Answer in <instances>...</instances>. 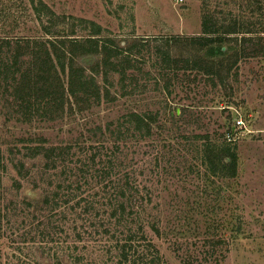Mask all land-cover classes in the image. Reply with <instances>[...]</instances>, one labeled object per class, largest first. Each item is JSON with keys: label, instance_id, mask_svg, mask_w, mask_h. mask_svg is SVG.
<instances>
[{"label": "rangeland", "instance_id": "obj_1", "mask_svg": "<svg viewBox=\"0 0 264 264\" xmlns=\"http://www.w3.org/2000/svg\"><path fill=\"white\" fill-rule=\"evenodd\" d=\"M216 36L233 49L211 63L190 38ZM96 39L119 54L88 52ZM4 40L0 65L15 59V70L0 74V264L102 260L88 243L105 215L102 157L113 145L105 124L131 127L122 121L128 111L155 122L148 137L127 131L110 179L126 173L137 184L162 264H264V0H0ZM60 40L93 75L99 98L44 114L50 94L28 90L24 77L37 78L28 70L35 64L42 78L58 71L50 43L58 52ZM38 43L51 62H34ZM59 76L66 84V72ZM224 143L235 152L232 177L218 159Z\"/></svg>", "mask_w": 264, "mask_h": 264}, {"label": "trees", "instance_id": "obj_2", "mask_svg": "<svg viewBox=\"0 0 264 264\" xmlns=\"http://www.w3.org/2000/svg\"><path fill=\"white\" fill-rule=\"evenodd\" d=\"M33 7H36V5H33ZM201 31L214 32L217 30L208 29L205 25ZM222 31L236 32V30ZM194 39L196 40L195 44H197L195 50L201 51V57L211 63H213L212 58L214 56L219 57V59L224 58L225 55L233 49H230V44H223V37L220 36L203 40L198 37L190 38V40ZM225 40L229 42L231 38L226 37ZM91 41L92 44L94 43V47L86 49L88 52H98L101 50L105 53V51L110 48L108 49L110 50V57L117 56L119 54L117 52L119 50L116 47H107L105 44L106 42H102V44L97 45V39ZM59 42L61 43L57 48L58 52L55 51L56 45L53 42L50 43L52 45L51 50H53V53L57 58L59 66L58 71L56 69L55 71H52L49 68H46L43 71L44 77L42 78L34 70L35 67L37 68L38 66L35 64L28 70H33L37 78L31 79L32 75L30 73H28L29 76H25V73H22V76H25L24 78H26L27 82L25 84L28 86L26 87L28 90H30V88H38L42 89L46 94H50V98H45L43 101V104L45 105L43 108L44 114H46L48 110H50V113L54 110L57 115L61 114L64 112V104L67 103L70 106L71 99L75 104H78L79 102L87 103L89 96H93L94 100L99 98L98 86L93 75L86 74L82 65L75 63L72 51L65 48V40H60ZM38 44L39 45L34 44L35 49H31L35 58L34 62H36V60L37 63H44L48 60L51 62L52 58L50 57V53L48 51L49 48H47L44 43ZM215 45L218 47V51L213 53L210 50L215 48ZM2 46L8 47V40H4L0 44L1 48ZM40 46H42V48ZM131 46L132 45H130L129 48ZM222 46L225 47V50L221 49ZM41 51L44 56L40 59ZM86 55L92 54L88 53ZM163 58L165 62H169L168 59L171 58V56L168 51L164 52ZM122 59L126 61L129 60L127 54L123 55ZM220 61H222V59H220ZM4 62L7 63V61H2V64L0 65V74L5 75L8 68H13L11 72L14 73L15 59H13L11 64L8 63L5 65ZM113 65H115V63H112V67L109 69L113 68L115 70ZM59 71L62 73L66 72V84H64L60 78ZM50 72L52 74H50ZM105 72L106 71H104V73ZM120 73L125 75V69L122 68ZM39 80L41 85L38 84L34 87V84H36ZM52 81L55 86H53V89L49 91L48 85L50 86ZM108 95L109 92L107 89H104V96L107 97ZM18 97L24 101L22 96L18 95ZM50 106H53V108L51 109ZM125 116L126 117H122V121L127 122L131 125V127L120 129L115 125L111 127V122H107L105 124L106 131H108L110 135H113V145L105 147L103 153V156L105 157H102V190L106 193L102 194V211H105V215L102 216V230L100 231L102 233L101 236L99 238H94L93 242L90 241V243H88L91 251L100 255L102 260L97 259V262L95 258H92L84 261V264H162L159 249L149 240L150 238L147 237L146 230L143 227V224L148 221L141 220L142 217L140 212L144 211L145 207H143V196L137 188V184L134 180L130 179L129 176H126V173H124V177L121 176L117 178L116 181L110 179V176L113 175L112 172L115 162H120V157L122 155L121 149H123L125 142H127L126 140L129 138L127 131L131 132L130 136L133 140H137L140 137H148L151 135L153 122H155L154 118L145 117L136 111H128ZM119 125H121V123H119L118 126ZM207 147L208 146L206 145L204 149L207 150ZM220 149L222 150V153L218 155V159L220 165L222 166V172L223 174L232 177L235 175L236 171L235 152L230 149V146L227 143L221 145ZM210 167L212 169L211 164ZM28 192L29 198L35 202H47V196L36 195L33 189H29ZM140 206L141 208H137ZM126 207L128 208L126 209ZM105 209L109 211L106 212ZM150 226H152L151 228H153L155 232H158L157 227H154L152 223ZM75 236L76 240L79 241V238H81L80 232L75 233ZM98 239L101 240L95 242ZM93 243L99 244H97L98 246L95 245V247H93ZM85 247H87V244ZM96 250H98V252ZM66 259L67 257L63 258V261ZM68 259H71V255H68Z\"/></svg>", "mask_w": 264, "mask_h": 264}, {"label": "water", "instance_id": "obj_3", "mask_svg": "<svg viewBox=\"0 0 264 264\" xmlns=\"http://www.w3.org/2000/svg\"><path fill=\"white\" fill-rule=\"evenodd\" d=\"M222 48H223V46H222Z\"/></svg>", "mask_w": 264, "mask_h": 264}]
</instances>
